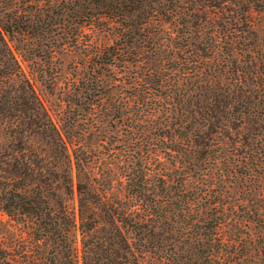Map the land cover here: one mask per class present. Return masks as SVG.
<instances>
[{
	"label": "trees",
	"instance_id": "16d2710c",
	"mask_svg": "<svg viewBox=\"0 0 264 264\" xmlns=\"http://www.w3.org/2000/svg\"><path fill=\"white\" fill-rule=\"evenodd\" d=\"M257 7L0 0V125L14 140L0 146V210L26 228L7 229L0 264H143L146 252L151 264H264V237L223 235L241 218L227 189L243 153L246 187L264 190V61L242 35ZM56 27L50 53L83 50L61 126L10 44ZM46 72L53 85L59 71ZM252 211L264 218L262 205ZM247 239L245 255L227 249Z\"/></svg>",
	"mask_w": 264,
	"mask_h": 264
},
{
	"label": "rangeland",
	"instance_id": "374dc122",
	"mask_svg": "<svg viewBox=\"0 0 264 264\" xmlns=\"http://www.w3.org/2000/svg\"><path fill=\"white\" fill-rule=\"evenodd\" d=\"M58 1L61 0H56V2ZM261 10V7H257L256 9H251L250 11L252 22L251 27L249 28L253 32V34H242L243 37H249V40H251V42H254L253 46L256 48L255 51L259 50L257 58L260 62L264 61V12ZM246 28L248 27H244V25H242V27H234V30L237 32V29L242 30ZM54 29L50 31V33H47L46 31L45 37H38L36 36L38 34L33 32L30 36L27 37V39L19 43L16 40L10 41V44L17 58L19 59L21 66L32 80L37 94L44 102L52 118L61 126L63 122L62 118L65 116V110L67 107V102L65 100L68 98H66V93L70 90L74 91L75 89V85H73L71 81L75 78L81 77V65L79 64V62L82 59L83 50L80 48L75 49L74 46H71L69 48L59 46L55 48V54L50 53L47 47L52 43V38H59L60 35H62L64 32V29L61 27H56V29ZM246 41H248V39ZM244 56L245 55L243 54L240 56L242 61H240L238 64L242 69H244V67L246 66V63L243 60ZM77 65L79 67H77ZM53 68H55V70L57 69L59 72L56 76L55 83L53 85H49L48 82L40 78V75H43L42 73H44V75H47L46 71L53 72ZM253 76L255 75H252L250 79ZM252 80L256 83L259 79L253 78ZM68 82H70L69 87ZM258 100H264V96L260 97ZM71 106L73 108L75 107L74 104H71ZM83 113L85 114L86 112ZM3 129V126L0 125V146L4 145L8 147L12 145V143H14V140L10 138L9 134H6ZM100 137L101 133H99V136L93 135L91 137L93 145H99ZM99 149L105 151L102 145L99 146ZM117 151L120 152V150ZM243 160L244 162H242ZM250 162L251 161L249 160V157L247 155L245 156L244 153L239 156V159H236V164L238 165L241 173L237 177L235 186L228 188L227 190L228 195L234 193V199H237L235 203L238 205H236V210H238L237 217L241 216V218H238L239 220L234 219L229 224L227 223L223 227V235L225 237H229L232 230L234 235H241V237L247 236L249 235V233L264 237V218L259 217L257 219L252 211L253 208H260V205H262L264 211V190L260 195L261 192L259 193V191L261 189L254 190L252 187V189L248 190V187H246L247 184L249 185V180L247 178L248 169L243 167V164ZM115 186L116 188L114 189V193L119 194L121 189H117L118 186H120L117 180L115 181ZM236 226H238L240 229V232L238 229V233L234 232V229L237 228ZM21 228L26 229L25 227H23L22 223H16V221L12 220V218L7 213L0 210V240L3 239L6 242H11L13 239H11L9 233L7 232V229L8 231H13V236L17 237L16 234L20 232ZM249 243L250 241L249 239H247L246 243L239 242L236 244V246H234V249L230 247H228L227 249L233 250L243 256L246 254L248 248L251 249L255 246L254 244L252 246H248ZM251 253L254 254L253 249L251 250ZM257 253V261L264 263V250L260 252L258 251ZM155 257L156 254L146 252L144 258L141 259V262L143 264H151L153 263V261H155Z\"/></svg>",
	"mask_w": 264,
	"mask_h": 264
}]
</instances>
